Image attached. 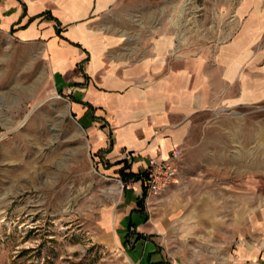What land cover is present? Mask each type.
I'll return each instance as SVG.
<instances>
[{"label":"crops","instance_id":"obj_1","mask_svg":"<svg viewBox=\"0 0 264 264\" xmlns=\"http://www.w3.org/2000/svg\"><path fill=\"white\" fill-rule=\"evenodd\" d=\"M54 2L0 0V31L43 45L31 54L52 95L68 102L102 173L139 176L127 178L105 210L101 240L131 264H264V50L254 55L238 35L264 30V5L241 8L239 33L217 42V51L167 56L157 40L132 43L109 15L104 29L80 21L88 17H44ZM96 2L101 9L104 0ZM176 148L183 155L174 181L142 197L145 167ZM205 221L213 256L207 243L179 247L187 239L180 224Z\"/></svg>","mask_w":264,"mask_h":264},{"label":"rangeland","instance_id":"obj_2","mask_svg":"<svg viewBox=\"0 0 264 264\" xmlns=\"http://www.w3.org/2000/svg\"><path fill=\"white\" fill-rule=\"evenodd\" d=\"M54 1L44 17H88L80 21L104 29L109 15L111 27L123 29L132 43L157 40L167 56L217 51V42L239 33L245 18L240 13H246L241 8L264 5V0H104L100 9L96 0L74 6ZM255 29L260 32L248 28L238 34L240 45L254 55L264 50V30ZM41 48L0 31V264H131L121 249L101 240V218L122 186L98 167L68 102L52 95L46 70L31 54ZM260 105L263 115L264 101ZM176 195L186 199L182 192ZM185 223L180 227L187 239L179 247L199 250L207 243L213 256L212 222Z\"/></svg>","mask_w":264,"mask_h":264},{"label":"built area","instance_id":"obj_3","mask_svg":"<svg viewBox=\"0 0 264 264\" xmlns=\"http://www.w3.org/2000/svg\"><path fill=\"white\" fill-rule=\"evenodd\" d=\"M1 135L2 133H0V141L2 139ZM182 155L181 149H172L167 157L155 159L145 167L146 170L141 175L145 184L146 196L160 194L170 186L177 175L178 164ZM117 181L122 188L128 183H123L120 179H117Z\"/></svg>","mask_w":264,"mask_h":264},{"label":"trees","instance_id":"obj_4","mask_svg":"<svg viewBox=\"0 0 264 264\" xmlns=\"http://www.w3.org/2000/svg\"><path fill=\"white\" fill-rule=\"evenodd\" d=\"M129 177H133L135 180L139 179V176L138 175H135L133 173H124V170H121L120 172V180L124 183L127 178ZM146 195V189L143 190V194H142V197H144Z\"/></svg>","mask_w":264,"mask_h":264}]
</instances>
